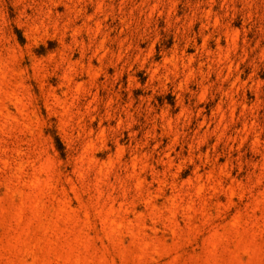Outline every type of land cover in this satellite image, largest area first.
Returning a JSON list of instances; mask_svg holds the SVG:
<instances>
[{"label":"rangeland","instance_id":"374dc122","mask_svg":"<svg viewBox=\"0 0 264 264\" xmlns=\"http://www.w3.org/2000/svg\"><path fill=\"white\" fill-rule=\"evenodd\" d=\"M0 264H264V0H0Z\"/></svg>","mask_w":264,"mask_h":264},{"label":"bare ground","instance_id":"6f19581e","mask_svg":"<svg viewBox=\"0 0 264 264\" xmlns=\"http://www.w3.org/2000/svg\"><path fill=\"white\" fill-rule=\"evenodd\" d=\"M21 218V217H20ZM26 245V244H25Z\"/></svg>","mask_w":264,"mask_h":264}]
</instances>
